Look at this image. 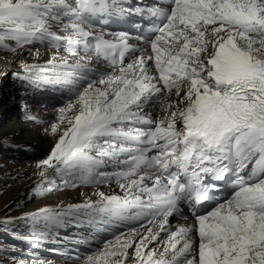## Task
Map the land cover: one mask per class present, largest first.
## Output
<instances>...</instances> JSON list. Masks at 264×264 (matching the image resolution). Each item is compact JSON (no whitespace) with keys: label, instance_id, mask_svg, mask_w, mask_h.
Wrapping results in <instances>:
<instances>
[{"label":"snow or ice","instance_id":"6c2138e0","mask_svg":"<svg viewBox=\"0 0 264 264\" xmlns=\"http://www.w3.org/2000/svg\"><path fill=\"white\" fill-rule=\"evenodd\" d=\"M134 10L151 22L146 47L96 29L129 11L114 0H0V52L55 49L13 78L65 95L36 192L57 186L52 169L66 185L114 180L122 193L20 219L109 233L79 264H264V0ZM110 165L120 170L101 171Z\"/></svg>","mask_w":264,"mask_h":264},{"label":"bare ground","instance_id":"6f19581e","mask_svg":"<svg viewBox=\"0 0 264 264\" xmlns=\"http://www.w3.org/2000/svg\"><path fill=\"white\" fill-rule=\"evenodd\" d=\"M53 30L59 32L58 28H54ZM62 34L63 33H61V35ZM37 47H40L41 50V55L39 59H34L33 56L28 53L27 49H21L17 53L0 52V74L7 75V72L9 70H21L22 72V69L20 67L21 60H24L28 63L44 64L48 60L50 54L55 51V49H49L44 47L43 45H37ZM62 51L63 49H61V54ZM20 52L23 53V56L20 55ZM101 63H103V61H101ZM6 75H0V95L4 92L3 87L5 85V80H6V78L4 77ZM23 83L24 82L21 83L17 81L16 84L20 88H18V90L17 88H15L16 89L15 93L18 95L19 100L22 103L25 99L31 98L28 97L27 94H32L33 98L35 99L34 102L37 101L36 102L37 104H40L42 100L46 101L44 99L48 97H54L56 100H60L61 102L65 99L64 94H62L59 90L52 88L51 86H45L39 90H32L30 88L29 89L24 88L22 86ZM63 103H61V105L58 106L60 107L63 106ZM43 106L44 105H42V107ZM51 107L52 106H50V108ZM5 110L6 108H1L0 113H2ZM28 115L37 117V119L35 120L28 119L29 123H36L37 125H41L44 123L42 129L39 128L38 130L35 129L33 126L24 130L20 126L18 121H16L15 118L13 117L14 120L11 121L9 125L10 127L9 130L7 131L3 130L2 133L0 132V141L4 142V145L1 146V150L2 151L8 150L10 152L15 151L16 155L19 158H21L23 160L22 162H24L26 165L30 164L33 161L32 156L34 153H38V151L39 152L44 151L46 155V156L44 155L45 158L41 159L42 161L46 159L47 156L49 155L53 145V137L48 132H46L45 129L49 127L50 123L55 122L57 117L54 116L51 110H48L47 113L43 112L42 114L40 112H33L32 114H27L26 119L28 118ZM22 129L24 131H22ZM40 129L42 131L39 133ZM17 141H20L22 143L17 145L15 144ZM5 147H7V149H5ZM14 148L16 150L12 151V149ZM21 152H25V154L22 155ZM0 164L3 165V163ZM23 168L21 169L20 167L17 166L16 168L11 169L9 172L7 171L4 175V178L0 180V213H3L7 209H9V207L12 206V204L14 203L13 201L15 200L17 203H19V205H21L20 208H22L19 210L21 212L20 214L22 215H19L18 218L13 220L11 225H8L9 228L7 229L8 232H14L16 238L20 239L17 240L18 241L17 244L13 245V247H15V250L17 252H22L23 250H25L24 246L26 244H29L28 246H26L27 248L28 247L29 248L25 251V254L30 256L28 260H31V258L35 257L43 261L44 264H48L49 259L46 258L45 257L46 255H43L42 253H53V254L64 253L66 254L65 258L75 259L77 258V256H81L80 251L78 250H80V248L82 247L81 243L85 240V238L89 240V243H84V242L83 243L88 246L90 245L92 247L91 250L98 248L100 246V241L106 236H108L109 233L98 232L93 226H89L87 223H80V224L71 223L67 226L50 227L48 229H44L43 222L34 225L32 221L27 220L25 224H22L23 219L20 218L35 213L41 208H46V207L56 208L57 206L60 205L66 206L68 204H78V203H83L87 199H91L94 201L98 199V197L95 195V193L97 192L122 195L119 187L114 182V180L110 183L76 182L75 186H73L71 183L66 185L58 176H55V173L53 172L52 169H48L47 172L49 177L55 178L57 186L54 187L53 190L50 192L45 191L39 194L36 193L34 197L27 196L25 198L23 196L25 194L27 187L34 186V184H36L37 182H39L38 184L41 185L42 177L39 175L40 169L37 168V165L33 164L32 167L28 166V168L26 167ZM114 170L118 171L120 169L114 168V166L111 165L107 168L101 169V171L107 172L109 174H111ZM16 184L18 185L17 187L16 186L10 187ZM45 187H47V185H45ZM52 194L55 195L52 196ZM54 196H56V198ZM20 198L21 200L19 201ZM31 201H35V203L31 207L29 205L30 208H24V206H22L30 203ZM170 220L173 225H179L185 223V221H180L177 220L176 218H170ZM188 222H191V220H189ZM124 230H126V228ZM42 231H43V235H40ZM33 232H35L37 234V237H39L38 242L37 240L30 238L32 237ZM93 236L96 237L95 240L92 239ZM25 237H29V238L25 239ZM24 239L28 241L24 242ZM67 241H71L70 244H68ZM71 243L77 244L75 250H71L69 248V245H72ZM41 245H43L42 248ZM57 246H59L60 248H57ZM62 248L64 249L62 250ZM71 251H73L74 255L70 254ZM129 251L131 252V250ZM11 256L12 255L6 256L4 257V259H1L0 264H15ZM52 264H57V262L55 261ZM69 264H73V263L69 262Z\"/></svg>","mask_w":264,"mask_h":264},{"label":"rangeland","instance_id":"374dc122","mask_svg":"<svg viewBox=\"0 0 264 264\" xmlns=\"http://www.w3.org/2000/svg\"><path fill=\"white\" fill-rule=\"evenodd\" d=\"M61 55H64L63 52ZM14 73H20L21 75H23L21 70H9L7 72V75L4 77V78H6V80H5V85L3 87L4 92L0 95V109L6 108V110L3 111L2 113H0V129H1L0 132L2 133L3 130H6V131L9 130V128H10L9 125H10L11 121L14 120L13 117L15 118L16 121H18V123L20 124V126L24 130L29 128V127H33V126L35 129H38V130H39V128L42 129V127L44 126L43 125L44 123L41 125H37L36 123H29L28 118L26 119L27 115L25 113L32 114L33 112H40L42 114L43 112L47 113L48 110H51L53 112L54 116L56 117L58 114L57 110L60 107L58 105H61V103H63L64 100L61 102L60 100H56L54 97H48V98L44 99L46 101L42 100L40 104H37L36 103L37 101L34 102L35 99L33 98L32 94H27V96L31 97V98L25 99L23 101V103L20 102L18 95L15 93V91H16L15 88H17V90H18V88H20V87L16 84V82L19 81L22 83V81L19 79H14L13 78ZM25 104H26V107H25ZM41 104L44 106L42 107ZM50 106H52V107L50 108ZM36 110H39V111H36ZM40 118H42V117H40ZM23 129H22V131H24ZM41 129H40L39 133L42 131ZM21 143L22 142L17 141L15 144L19 145ZM2 145H4V142L0 141V163H3V165L0 164V180H2L4 178V175L7 171L9 172L11 169L16 168L17 166L20 167L21 169L23 167L28 168V166L32 167L33 164L37 165V163L41 162L42 161L41 159L45 158V156H46L44 151H41V152L38 151V153L33 154V156H32L33 161L30 164L26 165L24 162H22L23 160L16 155V152L14 151V150H16L15 148L12 149V151H14V152H10L8 150L2 151L1 150ZM5 149H7V147H5ZM22 149H24V148H22ZM21 154L23 155V154H25V152H21ZM38 183L39 182L34 184V186L27 187L23 197H25V198L27 196H33L34 197V195L37 193L36 192L37 186L40 185ZM17 184L14 186H10V187H15V186L17 187L18 186ZM42 186L45 187V185H42ZM53 195H55V194H52V196ZM54 197L56 198V196H54ZM21 198L19 199V201L21 200ZM13 202L15 203L16 200ZM14 203L12 204L11 207H9V209L4 211L3 213H0V260L4 259V257H6V256L12 255L11 257L13 258L15 264H19L20 261H23L24 264H31V263L34 264V262L41 261V260L39 258H35V257L31 258V260H28L30 256L26 255L25 251L29 248V247L28 248L26 247L29 244H26L24 246L25 250H23L22 252H17L15 250V247H13V245L17 244V242H18L17 240H20V239L16 238L14 232H8V230H7L9 228L8 225H11L12 221L15 220L16 218H18L19 215H22V214H20L21 212L19 211L20 209H22V208H20L21 205H19V203H17V202L15 204ZM34 203H35V201H31L30 203L22 205V206H24V208H30L32 205H34ZM29 205H30V207H29ZM4 221H11V222L10 223H2ZM25 222H27V220L23 219L22 224H25ZM14 239H16V240H14ZM25 241L27 242L28 240L24 239V242ZM13 242H14V244H13ZM70 242L71 241H67L68 244H70ZM30 244H31V242H30ZM76 245L77 244L73 243L72 245H69V248L71 250H75ZM81 246L82 247L80 248V250H78V251H80L81 256L85 255L86 253H88L92 249V247L90 245L89 246L85 245L83 242L81 243ZM42 247H43V245H41V248ZM57 248H60V247L57 246ZM63 249L64 248H62V250ZM42 254L46 255L45 257L49 259L48 264H52L55 261L57 262V264H66V263L69 264V262L70 263L72 262L73 264H79V261L77 260V258L67 259V258H65L66 254H64V253H61V254L60 253L59 254L58 253H54V254L53 253H42ZM70 254L74 255L73 251H71ZM75 261H76V263H75ZM0 263H1V261H0Z\"/></svg>","mask_w":264,"mask_h":264}]
</instances>
